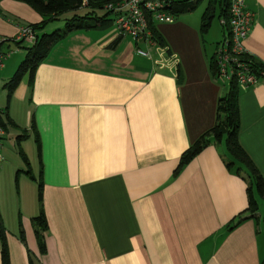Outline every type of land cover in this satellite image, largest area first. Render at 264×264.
<instances>
[{
	"label": "crops",
	"instance_id": "obj_1",
	"mask_svg": "<svg viewBox=\"0 0 264 264\" xmlns=\"http://www.w3.org/2000/svg\"><path fill=\"white\" fill-rule=\"evenodd\" d=\"M246 7L254 21L245 48L264 64V0ZM43 20L26 2L0 0V37L9 40L2 51L12 52L0 70V96L7 92L0 185L16 175L29 194L20 188L16 224L0 210L10 264H263V215L246 212L248 185L227 169L224 145L210 143L176 175L183 153L215 126L228 91L230 82L211 69L228 29L220 22L214 36L212 23L204 39L184 15L164 23L171 43L156 28L164 52L126 36L111 47L121 37L113 23L77 31L8 99L7 84L26 58L13 57L32 47L14 40L21 27ZM148 49L151 57L139 54ZM240 91V144L264 177V80ZM28 171L43 182L42 207ZM41 208L45 252L33 221Z\"/></svg>",
	"mask_w": 264,
	"mask_h": 264
},
{
	"label": "trees",
	"instance_id": "obj_2",
	"mask_svg": "<svg viewBox=\"0 0 264 264\" xmlns=\"http://www.w3.org/2000/svg\"><path fill=\"white\" fill-rule=\"evenodd\" d=\"M26 2L33 9L37 11L44 20L39 25H31L37 35V41L29 49V52L18 67L17 71L7 84L9 91L8 99L11 98L14 90L22 82L23 78L28 74L31 78V83L34 81V75L39 65L48 56L51 49L55 44L62 41L68 35L77 31H90L97 28H107L111 24H114L115 17L109 18L113 13L108 12L105 9L104 2L89 1L87 5L84 4V0H20ZM198 0L197 2H202ZM231 0H208L207 8L202 16L201 32L204 35L210 30L213 20L215 19V13L218 9L219 20H228L229 18V6ZM84 7L91 8V12L83 16L76 14L77 11ZM197 8V3L194 0H173L172 5L167 8L172 14L178 16L187 12H193ZM97 10H104L106 14L101 18L98 16L93 19L90 15H95ZM73 12L75 15L65 20L64 29L54 30L52 33L43 32L52 20H57L62 14ZM156 24L151 23V29L153 31L154 40L158 47H166L162 37L158 34ZM228 29V26H224ZM229 34V33H228ZM227 34V35H228ZM226 35V36H227ZM120 38H117L111 47L116 46L120 42ZM220 44V43H219ZM244 61L249 65L250 69L261 80H264V64L255 59L252 55L243 56ZM211 69L213 76L218 79V68L215 63V57L211 60ZM241 87L234 79L230 82L228 91L220 98L217 110V121L215 126L204 134L191 148L183 153L180 159L179 169L176 175L195 157H197L210 143H217L224 145L229 158L225 161L227 169L235 175L241 177L248 185L247 194L249 199V205L246 212L251 214L252 218H257L260 211L259 199L264 203V177L251 160L249 155L243 149L240 144L239 135L241 131L240 110H239V96ZM2 123V122H1ZM27 135L19 137V139L25 138ZM35 142L38 146V152L41 156V141L39 135H35ZM25 163L29 166V161L26 155L20 151ZM27 176L31 180L38 182V200L39 204L43 206V182L38 181L31 175V172H27ZM18 183V182H17ZM245 212V213H246ZM1 216V215H0ZM240 217V216H239ZM241 218V217H240ZM34 223L38 226L37 237L41 252H45L46 246L43 240V232L47 230V222L43 209L41 208L40 214L33 219ZM243 220H238L231 225L230 229L235 228ZM264 223V215H263ZM7 230L0 219V242L2 251V264H10L9 247L7 241ZM264 264V262H263Z\"/></svg>",
	"mask_w": 264,
	"mask_h": 264
},
{
	"label": "built area",
	"instance_id": "obj_3",
	"mask_svg": "<svg viewBox=\"0 0 264 264\" xmlns=\"http://www.w3.org/2000/svg\"><path fill=\"white\" fill-rule=\"evenodd\" d=\"M90 0H84L87 5ZM104 2L105 9L114 14L117 33L121 37H131L136 42L157 48L150 24L173 23L174 15L167 10L173 0H92ZM254 15L246 7V0H231L228 20H222L223 26L229 27V34L218 45L215 63L218 68V79L231 82L236 80L242 89L255 86L261 79L250 69L243 56L250 55L245 42L252 29ZM37 33L31 26H23L15 38L16 43L34 45ZM9 41L0 37V70L12 52L4 53L2 46ZM160 48V47H158ZM161 51L164 48H160ZM164 52V51H163ZM143 57H151L149 52L139 50ZM7 137L4 125L0 122V166L5 158L2 154L3 142Z\"/></svg>",
	"mask_w": 264,
	"mask_h": 264
},
{
	"label": "rangeland",
	"instance_id": "obj_4",
	"mask_svg": "<svg viewBox=\"0 0 264 264\" xmlns=\"http://www.w3.org/2000/svg\"><path fill=\"white\" fill-rule=\"evenodd\" d=\"M194 1L197 3V8L195 11L180 14L178 16H175L174 14L173 15H174L175 21L179 20V18H181L182 16L185 15L188 18L187 23H189L190 26L193 27V26L199 25L198 31L200 33L201 24H202V16L204 14V11L208 7L207 6L208 0H203L202 2H197L198 0H194ZM91 11H92L91 8H83V9H80L78 12H79V15L83 16L87 13H90ZM105 14H106V12L104 10H97L95 15H90V16H91V18L95 19L97 16H98V18H101ZM62 15L63 16H61L57 20H52L51 23H49V25L47 27L48 33H52V32H54V30H57L60 28L64 29L65 20L72 18L75 14L73 12H69L67 14L64 13ZM215 16L216 17L213 20V26H214L213 35L214 36L219 35V33H221V31H222V28H221L222 26H221L220 20H219L218 9H217V12L215 13ZM169 27H170L169 25L164 24V23H160V22L156 23V25H155V28H158V30H159L158 32L160 34H162L161 31L163 32V29H167ZM111 29H113V28H111ZM115 29H116V27H115ZM162 36L167 41V38L165 37V35L162 34ZM205 37H206V35H204V39H205ZM207 38L208 37H206V39ZM168 40L169 41H167V42L171 43L172 36H170ZM194 40H197V39L192 38V37L189 39V41H194ZM176 41H177V36L175 35V37L173 39V44ZM173 44H171V45H173ZM24 47H26V46H24ZM145 49H147V48H145ZM20 51H21V53L20 52L17 53L16 55H14L13 58L15 59L16 57H19L22 55L21 56L22 59L20 61V63H21L22 60L27 56L28 52H27V49H22ZM146 52H149V49ZM166 55H168V54L166 53ZM0 102L7 104V92H4L1 94ZM20 188L22 189V193L25 194L26 198H27V195H29V194L27 191H24V189H26V186H24V183H22ZM20 188H19L17 180H16V175L11 176L8 179L4 178V180L2 181V185H0V210L2 209V211H3V209L4 210L6 209L7 212H10L13 219H14V224H16V217H17V222L20 218L19 213H20L21 206H22V198H21ZM8 200H9V204H8ZM259 204H260V208H261L259 213L264 215V203L261 201V199H259ZM261 228H262V230H264L263 225ZM6 230H7V228H6Z\"/></svg>",
	"mask_w": 264,
	"mask_h": 264
}]
</instances>
